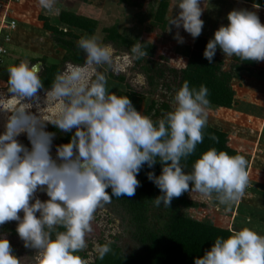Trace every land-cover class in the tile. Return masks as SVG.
Instances as JSON below:
<instances>
[{"label":"clouds","instance_id":"9594fccd","mask_svg":"<svg viewBox=\"0 0 264 264\" xmlns=\"http://www.w3.org/2000/svg\"><path fill=\"white\" fill-rule=\"evenodd\" d=\"M56 3L38 0L49 14L59 13ZM176 7L180 11L169 19L168 26L182 27L193 39L199 37L204 25L201 0H179ZM259 7L255 4L253 8ZM226 19L227 25L214 31L204 49L209 64L217 49L241 61H264V24L257 12L233 9ZM173 38L184 43L179 31ZM77 43L84 63L67 65L47 89L39 64L22 60L6 69L7 93L20 102H36L39 112L27 111L31 103H20L11 111L0 108L6 113L4 132L0 133V225L16 222L23 246L35 250L36 264H86L77 253L87 246L95 211L111 203L112 197L135 196L140 187L136 177L144 165H161L160 175L147 173L161 192L153 199L156 206L163 203L169 208L174 198L189 191L225 206L244 196L249 178L242 155L230 156L210 148L193 163L190 173L181 164L203 142L210 104L206 86L197 89L185 80L175 93L173 110L154 122L138 112L128 96L108 90L107 76L97 69L112 65V49L95 37L84 36ZM130 53L134 59L148 56L139 41ZM41 90L44 105H55L54 116L47 120L39 107ZM46 123L65 133L75 130L68 143L56 147L57 159L51 156L54 133L44 130ZM21 133L26 134L30 149L18 141ZM38 191L48 199L37 198ZM110 244L96 246L99 259L112 252ZM0 264H20L3 237ZM194 264H264V236L244 227L227 238L217 237Z\"/></svg>","mask_w":264,"mask_h":264},{"label":"rangeland","instance_id":"374dc122","mask_svg":"<svg viewBox=\"0 0 264 264\" xmlns=\"http://www.w3.org/2000/svg\"><path fill=\"white\" fill-rule=\"evenodd\" d=\"M4 1L0 0V2ZM158 2L159 0H57L56 7L59 12L68 10L98 21L93 34L70 28V31L76 35L73 39L77 42L81 37L87 36L95 37L97 42L102 44L104 35L102 29L114 26L120 33L132 36L138 34L140 38L148 40L155 45L156 59L178 66L180 62L186 61L194 39L182 27L176 29L168 26L169 19L180 11L176 7L179 0H168L162 22H156L150 16L151 11L155 13ZM13 3L12 17L16 21V28L9 33L11 40L6 44V55L0 58V108L11 111L20 103H31L32 107L27 111L38 114L36 102L27 100L20 102L7 93L6 69L9 65L18 64L22 60L29 64H39L42 69V63L34 61L42 58H45L47 66L59 64L64 51L54 45L49 33L43 28V20L40 16L47 17L52 25L61 29L65 30L67 26L59 22L58 14L44 11L39 6L38 0H13ZM254 5L248 0H201L204 11L200 19L204 21V25L200 36L211 39L220 25H227V13L238 8L256 11L261 23L264 24V6L254 9ZM3 9L4 6H0V13L5 11ZM168 27H171L170 32L167 31ZM177 31L183 37L182 44L177 43L173 38ZM65 37L69 38L68 35ZM108 46L112 49V65L99 66L97 69L107 76L108 90L117 95L129 87L136 91L145 88L144 76L132 68V57L111 45ZM230 61V57L227 56L225 67H229ZM232 86L235 90L232 108L224 109L209 105L207 123L227 133L229 146L246 159L249 182L245 194L231 205L225 206L214 198L209 199L191 191L190 196L200 205L196 208L181 209L180 212L198 220L210 221L218 227L232 231L247 227L264 236V61L257 62L252 72H242L241 78L232 81ZM39 96L42 118L45 120L52 118L55 105L52 107L44 105V90L40 91ZM146 103L147 100L142 102L138 112L144 109ZM5 120L6 113L0 110V133L4 132ZM51 126V123H46L44 130L54 133L51 156L57 159L56 147L61 144L56 143L57 138ZM17 139L25 147L31 148L26 134L21 133ZM35 195L41 201L48 199L43 191H38ZM20 215L22 216L23 213L21 212ZM128 220L125 208L117 202L111 201L95 211L91 222L92 231L86 236L87 246L84 249L87 254L84 259L86 264H91L93 261L97 253L96 246L100 241L115 242L127 253L138 248L132 237L134 229ZM0 237L9 240L14 255L20 259V264H36L35 250L25 248L18 235L0 231Z\"/></svg>","mask_w":264,"mask_h":264},{"label":"trees","instance_id":"16d2710c","mask_svg":"<svg viewBox=\"0 0 264 264\" xmlns=\"http://www.w3.org/2000/svg\"><path fill=\"white\" fill-rule=\"evenodd\" d=\"M248 1L264 6V0ZM167 7L168 0H159L155 13L153 14L151 11L150 16L156 22H162ZM40 19L43 20V28L49 33L54 45L64 51L60 63L56 65L47 66L45 58L34 60L42 63L40 76L44 89H47L55 75L63 71L67 64L82 65L84 63V53L78 47L77 41L73 39L76 35L70 31V28L93 34L98 21L72 11L62 10L58 13V20L67 26V29L64 30L52 25L47 17L40 16ZM102 31L104 34L102 44L111 45L116 50L130 55L133 70L143 75L146 81V86L142 90L136 91L129 87L126 91L119 92L117 96H128L137 111L142 102L147 100L140 113L148 116L154 122L173 110L175 93L185 80L189 82L190 87L197 89L200 85L207 87L209 105L224 109L232 108L235 97L232 81L241 78L242 72H252L257 63L241 61L238 57L232 56L229 67H225L227 56L217 49L213 62L209 64L203 57L209 38L199 36L193 40L186 61L175 66L156 59L154 57L155 45L140 38L138 34L134 36L123 34L114 26L104 27ZM67 35L69 38L65 37ZM137 41L142 43L143 48L147 50L146 59H134L130 53L131 46ZM122 79L123 77H121ZM51 128L55 132L56 143L59 144L68 143L75 131L73 129L65 133L53 125ZM210 148L225 151L230 156L240 155L237 150L229 146L227 133L207 123L204 128L203 142L197 145L194 154L181 161L184 171L190 173L193 163ZM148 172L160 175V163L157 162L152 168L144 165L140 170L136 177L140 182V187L136 189L135 196L131 198L127 196L112 197L111 200L125 208L128 222L134 229L132 237L138 248L127 253L115 242H111L112 252L106 254L102 260L96 253L91 264H194V259L202 257L206 250H210L217 237L227 238L233 232L228 228L218 227L210 221L198 220L181 213V209L196 208L200 205L190 196L191 191L185 192L179 198H174L169 208L164 207L163 203L156 206L153 199L161 195V192L147 178ZM107 191L111 195V189H107ZM15 229L16 222L0 225L1 233L16 236ZM59 230L63 231L64 229L60 228ZM105 243L108 242L100 241L99 245ZM77 254L82 259L87 257L84 250Z\"/></svg>","mask_w":264,"mask_h":264},{"label":"built area","instance_id":"2783aa9c","mask_svg":"<svg viewBox=\"0 0 264 264\" xmlns=\"http://www.w3.org/2000/svg\"><path fill=\"white\" fill-rule=\"evenodd\" d=\"M13 4V0H5L4 2H0V6L3 5L5 8L3 9L5 11L0 13V58L4 54L6 55V44L11 40L9 33L16 28V21L13 19V15H11V13H13Z\"/></svg>","mask_w":264,"mask_h":264},{"label":"crops","instance_id":"0c3cea01","mask_svg":"<svg viewBox=\"0 0 264 264\" xmlns=\"http://www.w3.org/2000/svg\"><path fill=\"white\" fill-rule=\"evenodd\" d=\"M14 14V11H13V13H12V15Z\"/></svg>","mask_w":264,"mask_h":264}]
</instances>
